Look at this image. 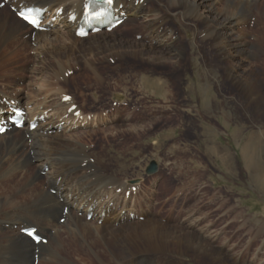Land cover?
I'll return each mask as SVG.
<instances>
[{"label":"rangeland","instance_id":"obj_1","mask_svg":"<svg viewBox=\"0 0 264 264\" xmlns=\"http://www.w3.org/2000/svg\"><path fill=\"white\" fill-rule=\"evenodd\" d=\"M1 3L2 0L1 9L14 11V16L18 18L15 9ZM251 10L253 16L245 21L246 23L240 22L234 29L225 31L229 36L239 38L238 40L244 44L249 43L244 46L243 54L218 51L219 49L210 42L204 41L205 35L199 36V48L193 51L194 58L204 56L207 61L202 64L207 65L208 69L215 70L216 76L202 83L206 88H210V92L205 95L210 97L206 98L210 104L206 106L202 105L203 93L197 94L186 89L188 86L186 75L195 70L193 62L186 59L181 65L173 66L169 61L149 62L130 55L124 57L113 55L109 58V53H103L97 57V61L87 56L86 59L90 60L93 66L99 67L103 74L110 75L105 86H94L87 90L73 80L67 83L62 81L59 84L55 81L57 86H54L45 78L49 71L38 73L36 77L39 79H31L29 72L26 74L21 72V77H26L22 80L20 76L4 79L1 73L0 94L3 98L11 96L14 98L16 94L13 96V92L25 95L27 102L23 108L27 117H31L35 112L36 92L41 90L45 92L39 98L45 104V108L41 110L46 111L45 122L57 121L50 134L57 135L59 146L69 148V151L76 146H84L87 148L86 155L89 161L100 160L106 171L114 172L123 181L143 180L133 186V190H128V195L121 192L120 205L114 212L120 213L126 204L127 209L121 212L122 216L128 217L132 207L136 210L130 214L132 224L129 222L121 231L123 240H113L115 236L111 233L114 228L120 229L121 226H118L120 224L105 226L111 240L109 249L115 252L125 249L130 253V248H134L133 251H138L142 255L147 254L143 250H155L154 245L156 246L157 242L144 236L146 232L143 222L150 218L166 226L169 241H173L174 238L180 241L177 249L175 243L170 242L173 247L170 246L167 254L156 252L154 264H264V46L260 45V38L264 36V19L261 17L262 13L264 15V0L251 5ZM188 24L195 29L193 26L195 22L188 21ZM137 26L122 24L114 33L108 34L128 41H142L141 30H137ZM166 26L175 28L177 34L181 31L172 22H168ZM52 28V31L59 32V36L66 35L61 23H56ZM56 36L53 34L51 38ZM102 36L82 40L89 43ZM34 39L33 36V42L28 45L27 51H24L21 57V63L29 67L34 66V62H29L30 59L38 57L33 50L36 46ZM176 39L177 35L174 41ZM182 43L187 45L188 41L184 39ZM105 54L108 55L106 59L103 58ZM76 55L70 58L73 63H79V70L82 71L85 57L82 58L78 51ZM39 58L44 60L43 56ZM230 69H234L237 77H242V80L250 76L252 81L260 84L258 90L252 95H246L242 87L236 85L237 82L234 80L236 74L229 72ZM74 73L70 72L69 77L72 78ZM142 77L153 79L168 89L170 85L171 90L177 95L176 101L169 103V94L166 99H162L137 89L126 88L123 84L128 82L129 78H135V81L139 82ZM14 81L18 82L17 86ZM30 81L33 85L29 84ZM28 84L35 89L27 88ZM61 95L69 96L70 99H61ZM116 95L121 96L120 101ZM68 101H71V110L75 111L74 116L79 121L75 125L73 122H67V118L60 121L66 116L65 109L60 105ZM55 112L59 114L58 118L54 116ZM140 112L147 114L144 120L138 122L140 126L146 122H153L154 125L143 126V130L140 126H135L137 121L133 115ZM163 113L166 114L163 116ZM223 113H229L230 129L223 123ZM84 118L87 120L83 121ZM173 121H179V124L170 128L169 123L172 124ZM156 122H161L162 126L155 127ZM201 123H212L217 129L210 130ZM71 152L73 154H69L68 158L75 157L78 153ZM9 165V162L0 160V167L3 168L0 170L8 172ZM38 166L37 160H32L29 164V168H34L35 171ZM120 166L124 168L123 171ZM153 168L155 171L151 172ZM83 171L84 166L81 165L78 175ZM161 173H166L168 180L164 181ZM40 175L35 179H29L24 190L37 185L43 188L49 173L44 170ZM167 187L169 194L163 195L162 190ZM150 189L156 192L151 190L150 194L153 196L145 198V192ZM49 192L54 195L56 191ZM0 200H3L1 194ZM146 200L150 206H147ZM163 205H167V208L164 209ZM98 212L95 217L91 215L84 217V221L92 222L90 227L93 230L94 225H103L102 220L97 221ZM72 213L77 212L72 209ZM89 214H92L91 210ZM135 214L137 215L133 216ZM63 221L59 220L57 224L63 227ZM1 226L8 230L14 229L15 232L21 231L22 227L20 225L10 227L9 224ZM32 226L39 232L35 225L25 224L26 228ZM54 230L60 234L55 240V246H62L61 250L64 253L62 258L64 260L56 264L99 262L112 264L109 252L105 248L101 249L97 257L91 252L83 251L87 244L86 240L78 239L75 243L68 241L69 233L74 227ZM46 236L43 237L50 244L51 240ZM48 242L41 243L48 245ZM12 257L8 258L10 262L20 263V257L15 258L14 255ZM42 260L41 256H36L34 259L31 258L29 264H40Z\"/></svg>","mask_w":264,"mask_h":264},{"label":"bare ground","instance_id":"obj_2","mask_svg":"<svg viewBox=\"0 0 264 264\" xmlns=\"http://www.w3.org/2000/svg\"><path fill=\"white\" fill-rule=\"evenodd\" d=\"M6 1L8 7H12L18 11L27 7H39L45 9L46 14L44 16L45 20L41 25L42 27L45 26V30L36 31L15 17L14 11L0 9V75L2 73L4 79L20 76L22 80L26 77H21L20 74L28 72L31 74V79H36L38 73L49 71L45 78L49 82L51 81L54 86H57L62 81L67 83L73 80L79 82L80 87L87 90L94 86H105L107 84V77L110 76L108 75L109 73L103 74L99 67L93 66L90 60L86 59L87 56L97 61V57L103 53H109V58L113 55L117 57L130 55L149 62L169 61L173 66L181 65L186 59L193 62L195 66V70H192L191 74L187 73L186 75L188 82L186 89L189 92H196L197 94L203 93L202 101L204 102L202 105L206 106L210 104L206 100V98L210 99V97L205 96L207 92H210V88H206L202 83L203 81H208L210 77L216 76L214 74L215 70L212 68L208 69L207 65L202 64L207 61L204 56L197 59L194 58L195 52L193 51L199 48V36L205 35L203 36L204 41L210 42L211 45L219 49L218 51H232L238 55L243 54V51H245L244 46L249 45V43L244 44V42L238 40L239 38H235L232 34V36H229V33L225 31L227 29H234L240 22L241 24L246 23L245 21L253 16L251 14V5L262 0H143V2L141 0H112L113 2L110 4V7L114 16L120 19L125 18V21L122 23L123 25H138L137 30H141L142 41H128L116 36H109L108 33L112 34L120 27H116L110 32L107 31L106 27L112 22L109 17L104 21L105 28L97 35L93 34L91 32L92 29L98 25L91 26L88 19L82 21L87 0ZM261 17L264 19L263 13ZM53 19L56 23L63 25L66 35L62 34L59 36V32L52 31V27L56 25ZM188 21L195 22V25H193L195 29L190 27ZM168 22L176 24L181 31L177 34L175 28L166 26ZM86 29L90 33L85 40L91 37L103 36L100 39L85 43V40H82L84 38H81L78 31H85ZM43 32H48V34H43ZM53 34L57 36L51 38ZM175 35H177V39L174 41ZM33 36L36 45L33 50L38 57L30 59L29 62H34V66L29 67L21 63V57L23 52L27 51L28 45L33 42ZM184 39L188 41L187 45L182 43ZM260 45L264 46V36L260 38ZM77 51L81 54L82 58L85 57L82 71L79 70V63H73L70 58L76 55ZM186 54L188 57H186ZM39 56H43L44 60H40ZM107 56L105 54L103 58L106 59ZM64 58L66 59L65 61L63 60ZM72 71L75 73L70 78L68 74ZM228 71L234 75L236 74L234 69ZM237 75L234 76V80L237 82L235 84L242 87L245 93H247L246 95H252L258 90L260 84L254 80L252 81L249 78L250 76L248 78L245 76L246 79L242 80V77H237ZM135 78H129L128 82L123 83L126 85V88L137 89L143 93L150 94V96L153 95L162 99H166L169 94V103L176 101L177 95L171 90L170 85L168 89L163 84L148 77H142L139 82L135 81ZM55 81H58V83L56 84ZM14 83L16 86L18 85V82L14 81ZM29 84L33 85L32 81ZM29 84L27 88L35 89V87L29 86ZM43 92V90L36 92V96L34 97L36 100L35 112L31 114V117H27V114L25 115L26 123H24L23 127L20 130L13 128L0 136V160L10 163L8 172L0 170V194L3 197V200H0V264H15L8 260V258H13V255L15 258L20 257L19 264H29L31 258L34 259L36 256L42 257L43 260L40 264H56L64 260L62 259L64 257L63 250H61L62 246H55V240L57 237H60V234L54 229L59 228L70 229L74 227V230L70 231L67 240L69 239L68 241L71 243H75L78 239L86 240L87 244L83 248V251L91 252L98 257L101 249L105 248L109 252L112 264H154L155 253L159 251L167 254L170 246H172L170 242L175 243L177 249L180 241L175 238L173 241H169V232L166 230V226L156 223V219L150 218L146 219V222H143L145 225L143 228L146 232L144 236L149 240L154 239L157 242V245H154L155 250H143L147 254L142 255L138 251H133L134 248H130V253H127L125 249L121 250V252L109 249L111 240L108 238L105 226L120 224L118 226H121V228H114L111 233L115 236L113 240H123L121 231L125 225L131 222L130 214L136 210L135 207H132L128 217L122 216L121 212L127 209L125 208L127 207L126 204L122 207L120 213L114 212L120 205L121 192L124 195L127 194L128 190L143 180L123 181L114 172L110 173L106 171L100 160L93 159V161H89L86 155L87 148L84 146H76L75 149L70 151L69 148L65 149L62 148V145L59 146L57 135L50 134V131L56 127L57 121L45 122L46 111L41 110L45 106L42 100L39 99ZM12 95L14 98L12 96L11 98H3L0 94V122L7 120L8 113L12 112L13 109L17 107L23 108L27 102V97L21 92L19 94L13 92ZM64 97L66 96L63 95L61 99ZM116 97L120 101L121 96L116 95ZM60 106L65 109L64 114L66 115L60 121H65V118H67V122H73L74 125L79 122L74 116L75 111L71 110V101L61 103ZM164 114L166 113L162 115L164 116ZM146 115L141 112L135 113L133 116L136 117L137 122L134 125L140 126L138 122L144 120ZM54 116L58 118L59 114L55 112ZM127 116L129 117V115ZM86 120L85 118L83 119V121ZM223 121L225 127L230 129L229 113H223ZM152 123H142L141 128H139L143 130V126L148 127ZM203 123H201L203 127L217 129L212 123ZM32 124H37L35 130L31 129ZM169 124V127L173 128L175 124H179V121H173L172 124ZM160 126H162L161 122L155 123V127ZM71 151H78L79 154L76 152L75 157L68 158V155L72 153ZM32 160L39 161L36 171L34 168H29ZM81 165L84 166V171L78 175V169L81 168ZM0 169L3 168L0 167ZM43 169L49 173V177L45 181V184H43V188L37 185L29 190H24V186L29 179L41 176L40 173L44 171ZM161 177L162 179L164 178V181L168 180L166 173H161ZM160 187L162 186L160 185ZM49 190H55L56 192L52 195ZM151 190L153 189L145 192V198L153 196L150 194ZM168 190V187L164 188L162 190L164 194H162H169ZM153 192L156 191L153 190ZM147 206H150L149 201H147ZM163 208L166 209L167 205H163ZM72 209L76 210L77 213L73 214ZM90 210L92 214H89ZM97 212V221L102 220L103 225L100 226L95 223V229L93 230L90 227L92 222L84 221V217L86 218L89 215L95 217L94 215ZM59 220H64L63 227L57 224ZM4 224L6 226L9 224L10 227L20 225L22 226L20 228L21 231L27 229L25 224L30 226L35 225V227L39 228L38 233L43 236L47 235L51 243L49 244L48 242V245L42 243L37 245L29 237L22 234L21 231L15 232L14 229L10 228L8 230L2 227L1 225ZM115 246L117 247V245ZM135 249L138 250L137 247ZM99 264L103 263L99 262Z\"/></svg>","mask_w":264,"mask_h":264},{"label":"snow or ice","instance_id":"obj_3","mask_svg":"<svg viewBox=\"0 0 264 264\" xmlns=\"http://www.w3.org/2000/svg\"><path fill=\"white\" fill-rule=\"evenodd\" d=\"M109 3H111V0H109ZM24 19H25V20H29V21L32 22V23H35L34 20H30V17H29V16H24Z\"/></svg>","mask_w":264,"mask_h":264}]
</instances>
